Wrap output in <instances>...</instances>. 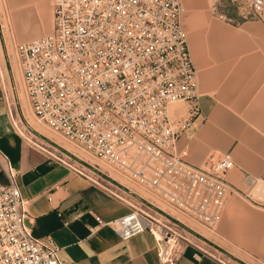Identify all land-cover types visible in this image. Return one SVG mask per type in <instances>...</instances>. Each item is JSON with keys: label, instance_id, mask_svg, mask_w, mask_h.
Wrapping results in <instances>:
<instances>
[{"label": "built area", "instance_id": "1", "mask_svg": "<svg viewBox=\"0 0 264 264\" xmlns=\"http://www.w3.org/2000/svg\"><path fill=\"white\" fill-rule=\"evenodd\" d=\"M207 1L214 9L222 0ZM229 1L242 17L263 20L264 0ZM51 5L50 32L15 43L0 61V91L16 133L129 208L110 221L96 216L98 226L122 240L149 232L163 264H176L187 246L231 264L205 240L229 243L218 225L233 193L225 179L232 155L211 153L195 165L176 149L201 113L181 1ZM178 102L186 110L173 117ZM0 167L8 178L0 183V264H67L51 239L26 224L27 201L1 150Z\"/></svg>", "mask_w": 264, "mask_h": 264}, {"label": "crops", "instance_id": "2", "mask_svg": "<svg viewBox=\"0 0 264 264\" xmlns=\"http://www.w3.org/2000/svg\"><path fill=\"white\" fill-rule=\"evenodd\" d=\"M180 1L181 24L198 70L201 113L178 137L176 149L195 165L211 153L232 155L235 165L225 179L233 193L218 232L251 261L264 264V20L240 18L229 0L220 2L215 13L206 0ZM16 12L12 18L18 26ZM43 33L28 32L25 39ZM185 110L183 102L170 107L173 117ZM0 150L15 168L27 201L26 224L33 235L51 239L67 264H163L149 232L122 240L109 225L98 226L96 216L110 221L129 208L27 144L10 122L1 91ZM7 182L0 167V183ZM176 264L222 263L187 246Z\"/></svg>", "mask_w": 264, "mask_h": 264}, {"label": "rangeland", "instance_id": "3", "mask_svg": "<svg viewBox=\"0 0 264 264\" xmlns=\"http://www.w3.org/2000/svg\"><path fill=\"white\" fill-rule=\"evenodd\" d=\"M206 2L209 10L215 13V10H217V8L219 7L218 4L220 2L215 5L214 9L211 8L207 0ZM13 9L17 11V16L21 19V24L18 26H15V23L13 22ZM236 11L241 18L242 15L238 12V10ZM225 18L228 19L227 17ZM0 24V40L2 43V52L0 51V61L1 64H4V57L5 60H7L6 53L8 51L9 53L10 51H12V47L15 43L29 41L50 32L52 27L51 0H0ZM40 29H45V33L25 39L28 32ZM15 77H18L16 71ZM205 242L207 244L206 246L211 251H214L217 255H220L224 259L228 260L231 264H257L254 261H251L246 253H243L236 247H232L230 243H218L217 241L212 240H205Z\"/></svg>", "mask_w": 264, "mask_h": 264}, {"label": "bare ground", "instance_id": "4", "mask_svg": "<svg viewBox=\"0 0 264 264\" xmlns=\"http://www.w3.org/2000/svg\"><path fill=\"white\" fill-rule=\"evenodd\" d=\"M2 9V8H1ZM4 11V10H3ZM3 13V12H2ZM5 17V16H4ZM5 21V20H4ZM7 23V22H6ZM6 26V25H5ZM8 27V26H7ZM8 30V29H7ZM9 32V31H8Z\"/></svg>", "mask_w": 264, "mask_h": 264}, {"label": "water", "instance_id": "5", "mask_svg": "<svg viewBox=\"0 0 264 264\" xmlns=\"http://www.w3.org/2000/svg\"><path fill=\"white\" fill-rule=\"evenodd\" d=\"M243 263V262H242ZM245 264V263H244Z\"/></svg>", "mask_w": 264, "mask_h": 264}]
</instances>
